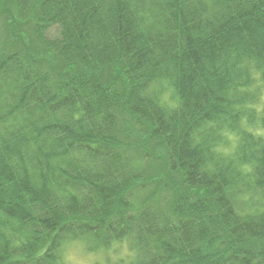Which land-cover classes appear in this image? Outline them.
I'll list each match as a JSON object with an SVG mask.
<instances>
[{"label":"trees","instance_id":"trees-1","mask_svg":"<svg viewBox=\"0 0 264 264\" xmlns=\"http://www.w3.org/2000/svg\"><path fill=\"white\" fill-rule=\"evenodd\" d=\"M263 89L264 0H0V264H264Z\"/></svg>","mask_w":264,"mask_h":264},{"label":"rangeland","instance_id":"rangeland-1","mask_svg":"<svg viewBox=\"0 0 264 264\" xmlns=\"http://www.w3.org/2000/svg\"><path fill=\"white\" fill-rule=\"evenodd\" d=\"M168 105H175L176 98L168 87L164 95ZM261 104V105H260ZM259 110L264 113V89L260 99ZM231 151V148L224 147L222 151ZM131 252L126 243L114 244L111 249L90 251L89 243L83 241H68L63 246L61 254V264H119L129 258Z\"/></svg>","mask_w":264,"mask_h":264}]
</instances>
